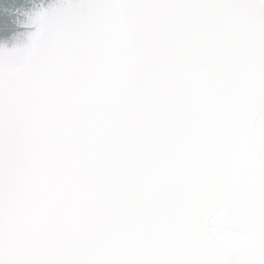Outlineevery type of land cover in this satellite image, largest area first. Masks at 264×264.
I'll use <instances>...</instances> for the list:
<instances>
[{
  "label": "snow or ice",
  "instance_id": "1",
  "mask_svg": "<svg viewBox=\"0 0 264 264\" xmlns=\"http://www.w3.org/2000/svg\"><path fill=\"white\" fill-rule=\"evenodd\" d=\"M0 49V264H264V0H58Z\"/></svg>",
  "mask_w": 264,
  "mask_h": 264
},
{
  "label": "bare ground",
  "instance_id": "2",
  "mask_svg": "<svg viewBox=\"0 0 264 264\" xmlns=\"http://www.w3.org/2000/svg\"><path fill=\"white\" fill-rule=\"evenodd\" d=\"M54 4L58 0H0V49L26 45L36 31L30 18Z\"/></svg>",
  "mask_w": 264,
  "mask_h": 264
}]
</instances>
